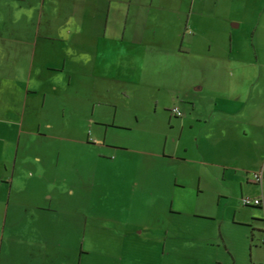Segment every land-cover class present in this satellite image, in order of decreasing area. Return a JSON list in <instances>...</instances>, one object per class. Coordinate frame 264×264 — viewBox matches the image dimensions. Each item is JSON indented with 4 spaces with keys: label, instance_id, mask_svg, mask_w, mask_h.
Here are the masks:
<instances>
[{
    "label": "crops",
    "instance_id": "crops-1",
    "mask_svg": "<svg viewBox=\"0 0 264 264\" xmlns=\"http://www.w3.org/2000/svg\"><path fill=\"white\" fill-rule=\"evenodd\" d=\"M241 26L258 43L264 38V0H0V264L140 263L137 247L117 259H102L100 255L90 259L92 251L84 248L89 241L34 238L44 230L38 223H26L19 216L14 221L7 219L9 213L19 214L26 208L47 211L39 208L41 204H32L31 197L40 192L26 193L35 184L34 174L26 173L25 166L31 163V169L34 165L41 168L39 156H24L29 148L26 135L40 131L26 121L28 113L33 116L37 97H87L97 105L100 97L116 94L144 97V86L149 87L148 93L157 91L155 96L163 97L164 85L152 73L153 55H166L171 62L178 59L177 54L207 53L212 55L207 56L210 61L201 62L199 70L210 71L211 78L232 65L241 70L236 83L219 86L199 82L196 91L206 88L214 98L208 102L209 110L196 117L195 103L187 113L177 103V97L186 92L185 83L165 85L172 107L177 105L184 112L175 117L182 132L187 120L193 118L196 124L186 128L195 147L190 146L188 136L184 141L186 153L194 152L195 157L181 159L183 156L175 152L171 156L197 166L191 169L186 164L181 169L180 186L167 203L170 214L202 213L197 211L198 198L207 188L210 173L217 175L214 169L238 181L241 198L264 195V181L258 187L252 182L254 172H264V97H251L253 83L250 77L245 78L250 65L264 67V61L261 49L253 52V60L236 40L241 34L235 35L233 29ZM96 113L98 118L91 120V126L107 125L105 111L99 107ZM114 124L130 126L125 119ZM209 168L214 169L210 172ZM66 194L72 197L73 190ZM44 197L53 198L51 193ZM27 198L29 204L25 203ZM245 208L249 211L241 221L251 228L249 264L251 260L264 264V211ZM163 242L161 252H140L147 257L145 264L169 263L170 250L165 252L169 241L165 238ZM213 244V256H194L183 262L240 264L227 242L220 238Z\"/></svg>",
    "mask_w": 264,
    "mask_h": 264
},
{
    "label": "rangeland",
    "instance_id": "rangeland-1",
    "mask_svg": "<svg viewBox=\"0 0 264 264\" xmlns=\"http://www.w3.org/2000/svg\"><path fill=\"white\" fill-rule=\"evenodd\" d=\"M233 31L235 35L241 34L236 40L253 60V52L259 48L264 61V38L258 43L244 26ZM203 54H177L178 59L171 62L166 55H153L152 73L164 85L163 97H156L157 91L148 93L149 87L145 86L141 87L145 89L144 97L116 94L100 97L95 101L97 105L87 97H37L33 116L28 113L26 121H31L34 129L40 127V131L26 135L29 148L24 156H39L41 168L34 165L36 169H31V163L25 166L26 173L34 174L35 184L26 193L40 192L31 197L32 204L35 207L41 204L39 208L47 211L26 208L19 214L9 213L7 220L14 221L19 216L26 223H38L44 230L34 238L89 241L84 248L92 251L90 259L99 255L102 259H117L137 247L141 264L147 259L142 255L144 250L148 254L153 249L155 254L161 252L166 238L169 263L185 264L183 260L194 256H213L216 253L213 243L221 238L240 264H249L251 228L241 221L249 209L242 203L241 187L233 176L223 177L219 170L209 168L217 175L210 173L213 176L208 177L207 188L198 198L197 211L202 213L176 215L170 214L167 208L172 191L180 186L179 174L184 166L194 169L197 164L171 157L174 152L178 157L183 156L181 159L195 157L194 152L186 153L184 141L188 136L190 146L195 147L186 128L196 124L193 118L187 120L182 132L176 120L179 118L171 114L172 97L166 86L185 83L186 92L182 93L183 97H177V103L185 113L195 103L193 115L196 117L201 111L209 110L208 102L214 98L206 88L203 92L196 91L199 82L225 86L236 83L240 77L241 70L232 65L211 78L210 71L199 70L200 63L210 61L207 56H212ZM245 72V78L250 77L253 83L251 97H264V67L250 65ZM99 107L105 111L104 120L108 124L104 127L90 124L98 118ZM121 119L127 120L130 126L120 128L114 124ZM195 181L193 178L192 183ZM67 190H73L72 197H68ZM47 193L52 194L51 200L44 197ZM246 196L253 197L243 195ZM26 200L29 204V199ZM218 248L223 253L224 247ZM250 263L254 264L252 260Z\"/></svg>",
    "mask_w": 264,
    "mask_h": 264
},
{
    "label": "built area",
    "instance_id": "built-area-1",
    "mask_svg": "<svg viewBox=\"0 0 264 264\" xmlns=\"http://www.w3.org/2000/svg\"><path fill=\"white\" fill-rule=\"evenodd\" d=\"M171 113L177 116H181L182 112L179 106L175 105L171 108ZM264 181V172L263 170L254 172L252 176V182L256 184H263ZM242 203L244 206H255V207H261L264 211V195H261L259 197H242L241 198Z\"/></svg>",
    "mask_w": 264,
    "mask_h": 264
},
{
    "label": "flooded vegetation",
    "instance_id": "flooded-vegetation-1",
    "mask_svg": "<svg viewBox=\"0 0 264 264\" xmlns=\"http://www.w3.org/2000/svg\"><path fill=\"white\" fill-rule=\"evenodd\" d=\"M181 112H182V111H181ZM171 114H172V113H171ZM172 116H174V117H182V116H183V112H182V115H181V116H177V115H174V114H172ZM262 243H264V235H263Z\"/></svg>",
    "mask_w": 264,
    "mask_h": 264
},
{
    "label": "water",
    "instance_id": "water-1",
    "mask_svg": "<svg viewBox=\"0 0 264 264\" xmlns=\"http://www.w3.org/2000/svg\"><path fill=\"white\" fill-rule=\"evenodd\" d=\"M246 207L259 208V209H261V210H262V208H261V207H255V206H246Z\"/></svg>",
    "mask_w": 264,
    "mask_h": 264
}]
</instances>
